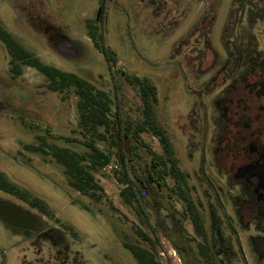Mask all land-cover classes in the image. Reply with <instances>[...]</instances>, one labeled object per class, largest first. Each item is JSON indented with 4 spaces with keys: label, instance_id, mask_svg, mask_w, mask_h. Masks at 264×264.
Segmentation results:
<instances>
[{
    "label": "rangeland",
    "instance_id": "rangeland-1",
    "mask_svg": "<svg viewBox=\"0 0 264 264\" xmlns=\"http://www.w3.org/2000/svg\"><path fill=\"white\" fill-rule=\"evenodd\" d=\"M254 12L236 0H104L101 8L100 0H0L3 28L44 65L108 92L127 135L115 126L113 141L98 142L103 150L114 145L117 156L93 173L104 188L102 200L70 187L64 166L31 146L87 151L75 89L64 95L51 90L42 72L19 63L22 74L14 76L16 63L10 66L0 40V172L23 192L0 189V264H139L125 244L154 250L158 264H183L178 251L200 264L203 241L186 197L205 233H232L248 264H264L254 251L264 256V206L249 203V182L243 197L239 186L254 178V194L264 198V157L247 164L251 152L264 147V76L236 81L244 72L232 71L228 56L244 31L264 51V18L251 24ZM91 32L114 51L113 70ZM125 75L156 86L155 118L172 143L186 197L157 159L164 156L159 139L150 130L138 132L144 106ZM224 149L234 150V157ZM155 164L157 173L146 185ZM126 172L149 224L135 203L121 197L125 185L118 178ZM36 199L47 204L49 215L33 204ZM136 227L153 244L141 240Z\"/></svg>",
    "mask_w": 264,
    "mask_h": 264
},
{
    "label": "trees",
    "instance_id": "trees-1",
    "mask_svg": "<svg viewBox=\"0 0 264 264\" xmlns=\"http://www.w3.org/2000/svg\"><path fill=\"white\" fill-rule=\"evenodd\" d=\"M236 1L240 4L246 3L250 6L252 5L253 9H255V12L249 15L251 24H254L258 20L264 18V0ZM239 7H241V5H239ZM91 26L94 27L96 31V26L93 22ZM90 35L92 40L95 42L96 47L105 55L110 69L113 70V68L117 65L114 51L109 47H105L102 41V36L99 37L94 32H91ZM0 40L6 45L11 56L10 66H13L14 63H16L15 66L11 68V73L14 76L22 74V69H20L18 65H24L36 68L42 72L49 79L48 87L51 90L59 91L64 95L66 90L69 88L73 87L75 89L76 96L79 99V128L84 140L82 144L86 147L87 151L85 153H77L68 148H62L57 145L47 143H45V145L48 152H45L46 150L44 148L39 149L35 146H31V148L36 151L41 150L44 151V153L50 154L57 163L63 165L70 187L92 199H96L97 201L102 200L105 195V191L100 181L93 173L98 168L109 166L112 163V158H116L117 156L116 154H113V151L116 149L114 145V147L111 145L110 148L108 146V149L103 150L98 146V142L107 144L108 142L113 141V129L115 126H117L120 133L124 131L117 113L113 112L114 101L112 97L108 92L97 89L94 85L76 75L65 73L54 67L44 65L38 58L20 45L1 24ZM239 40H241V44L234 46L233 48H228V56L236 59L238 69L244 72L241 76L242 79L246 80L249 74L257 72L264 76V51L260 50L256 37L252 33L248 35V32L244 31ZM17 63L19 64L17 65ZM125 79L131 86L138 89L144 106L143 115L145 122L138 127V132H146L150 130L153 132L154 136L159 139V142L164 150V156L157 159L160 160L162 167L167 169V173L173 177L177 189L186 194V179L178 169V161L174 157V151L170 138L164 128L157 123L155 118L154 107L158 101L156 86L147 79H141L137 76L125 75ZM242 79L238 77L236 81H241ZM261 90L262 91L259 92V95L264 97V87H262ZM257 91H259V89H257ZM221 105V100L219 98L216 99L215 106L219 113ZM219 116L221 119L222 115L219 114ZM223 118H226V116ZM122 134L124 136L126 135L124 133ZM38 139L44 141L42 136ZM68 142H70L69 139ZM224 151H227L226 153H230L232 157L235 155L233 154L234 150L232 151V149H224ZM155 165L156 167H153L150 170L149 176L145 179L144 184H151V179L154 174L157 173L155 169H157L158 166L157 164ZM152 166L153 164L151 167ZM118 179L121 184L125 185V188L121 190V197H123L125 202L129 205L135 203L137 212L143 216L144 221L149 224L150 216L145 209V204L139 198V194H137L134 189V182L132 178L126 172L124 179ZM0 189L13 195L23 194L20 188L11 183L2 172H0ZM141 191L144 193V196L149 194L146 192V187L141 188ZM186 196L187 194L185 197ZM36 201L37 202L33 204L39 207L46 215H49L50 213L45 211V209L48 208L47 204L39 199H36ZM184 202L188 203V212L191 214V220L195 228V232L198 234L205 233L203 222L197 213L194 212L193 208L190 207L187 197L184 198ZM136 229L141 240L147 244H153L152 238L148 234L137 227ZM125 247L132 252L139 264H158L154 250L130 244H125ZM175 249L177 250V248Z\"/></svg>",
    "mask_w": 264,
    "mask_h": 264
},
{
    "label": "flooded vegetation",
    "instance_id": "flooded-vegetation-1",
    "mask_svg": "<svg viewBox=\"0 0 264 264\" xmlns=\"http://www.w3.org/2000/svg\"><path fill=\"white\" fill-rule=\"evenodd\" d=\"M236 59L231 60V65H232V71L236 69ZM258 73V72H257ZM257 73H251L247 76H257ZM244 80V79H242ZM260 89V88H258ZM263 108V107H262ZM261 149V150H260ZM259 151H252V155L249 156L248 163H256L257 161H260L264 157V147L260 148ZM263 153V154H262ZM253 155L256 156V158H253ZM239 156V155H238ZM237 156V157H238ZM240 157V156H239ZM252 157V158H250ZM244 184H240V193H242V197L244 196V192L242 188H244L245 184H248L249 182V187H251V190L247 191L249 193L251 201L249 203H255L257 206H264V198L260 197L259 195L254 194V188L256 184V180L254 178H249L246 177V179L242 180ZM240 198H238L239 200ZM242 201V198L240 199ZM241 205V203H239ZM238 214V213H237ZM238 216V215H237ZM239 220V218H238ZM240 221V220H239ZM196 233V232H195ZM196 235L202 239L203 243L200 244L199 246V255L200 259L203 261L201 262L200 260H197L198 262L200 261V264H248L246 261V257L243 251V246L241 244V241L239 240L240 244H236L234 238L232 237L233 234H225V233H220V234H211L214 235L211 237V235H208L207 233L203 234H198ZM254 249V248H253ZM258 260H261L264 258L262 254H258L256 249H254ZM179 255L181 257V260H183V264H190L187 262V260L184 259V254L180 251ZM186 258V257H185ZM187 259V258H186Z\"/></svg>",
    "mask_w": 264,
    "mask_h": 264
},
{
    "label": "water",
    "instance_id": "water-1",
    "mask_svg": "<svg viewBox=\"0 0 264 264\" xmlns=\"http://www.w3.org/2000/svg\"><path fill=\"white\" fill-rule=\"evenodd\" d=\"M103 2H104V0H100V8H101ZM100 11H101V10H100Z\"/></svg>",
    "mask_w": 264,
    "mask_h": 264
}]
</instances>
